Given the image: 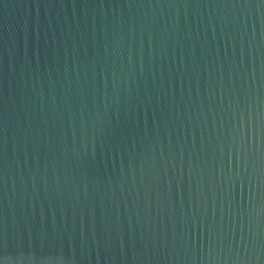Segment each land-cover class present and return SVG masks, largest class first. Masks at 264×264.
Returning <instances> with one entry per match:
<instances>
[{"label": "water", "instance_id": "obj_1", "mask_svg": "<svg viewBox=\"0 0 264 264\" xmlns=\"http://www.w3.org/2000/svg\"><path fill=\"white\" fill-rule=\"evenodd\" d=\"M0 264H264V0H0Z\"/></svg>", "mask_w": 264, "mask_h": 264}]
</instances>
